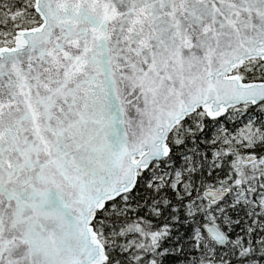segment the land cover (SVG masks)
<instances>
[{
    "label": "snow or ice",
    "instance_id": "1",
    "mask_svg": "<svg viewBox=\"0 0 264 264\" xmlns=\"http://www.w3.org/2000/svg\"><path fill=\"white\" fill-rule=\"evenodd\" d=\"M0 264H264V0H0Z\"/></svg>",
    "mask_w": 264,
    "mask_h": 264
}]
</instances>
